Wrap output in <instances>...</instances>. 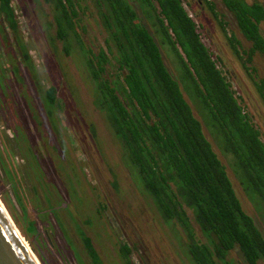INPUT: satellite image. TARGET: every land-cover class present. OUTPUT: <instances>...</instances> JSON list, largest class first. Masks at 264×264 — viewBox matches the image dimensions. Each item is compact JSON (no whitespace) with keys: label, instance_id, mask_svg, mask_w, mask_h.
Instances as JSON below:
<instances>
[{"label":"trees","instance_id":"1","mask_svg":"<svg viewBox=\"0 0 264 264\" xmlns=\"http://www.w3.org/2000/svg\"><path fill=\"white\" fill-rule=\"evenodd\" d=\"M203 1L218 27H222L214 3ZM34 2L49 11L51 21L43 19L45 52L61 74L62 86L72 91L76 102L77 87L67 59L79 63L91 103L116 145V164L133 182L131 197L136 214L149 209L157 224L182 232L184 240L177 242L188 264H236L231 257L235 252L245 264L264 263V236L236 193L239 187L255 212L264 217V133L235 98L225 73L202 40L197 20L194 15L190 17L183 1ZM220 2L233 16L239 32L229 38L231 49L246 71L252 70L249 77L264 102V82L253 80L256 75L252 66L254 56L264 59L260 28L264 5L246 0ZM88 23L102 36V44L89 41ZM30 48L22 35L14 1L0 0V114L7 117L10 113L14 118L2 120L9 125L7 138H12L22 151L23 156L17 159L35 173L30 179L24 167L11 160L12 168L6 169V174L24 217L23 199L32 202L37 217L52 220L48 234H42L36 219L23 226L10 211L11 216L41 264H64L70 259L77 264H104L87 230L106 227L102 213L106 206L94 205L87 197L86 184L76 185L72 180L78 170L77 159L72 157L70 161L67 155L68 138L59 119L64 112L63 99L55 86H44ZM166 54L174 58L171 69L166 65ZM23 73L30 76L44 115L35 108ZM12 85L19 90H13ZM24 108L34 132L28 131L29 124L22 125ZM43 116L57 138V146L45 136L48 132ZM91 126L89 132L95 136ZM14 129L22 133L19 141L15 140ZM35 135L43 142L42 151L36 147ZM58 147L66 156L68 168L59 162V155H53V170L60 178L62 194L54 200L56 188L48 184L41 153H56ZM214 147L230 160L224 162ZM118 182L113 175V188H119ZM72 195L80 201L73 200ZM39 199H43L42 208L37 205ZM86 207L92 217L79 222L78 214ZM66 222L72 236L81 241L80 252L68 234ZM57 233L63 239L61 244L54 237ZM117 246L121 264H135L134 247L119 241Z\"/></svg>","mask_w":264,"mask_h":264},{"label":"rangeland","instance_id":"2","mask_svg":"<svg viewBox=\"0 0 264 264\" xmlns=\"http://www.w3.org/2000/svg\"><path fill=\"white\" fill-rule=\"evenodd\" d=\"M13 1L15 3V11L18 17V22L21 24L22 35L26 40H28V43H30L31 46L30 57L32 58V61L34 62L38 73L44 82V86H55L58 90V97L63 99L64 112L59 115V119L61 124H63L66 129V137L68 138L67 150L69 151L67 155L70 161L72 160V157L77 159L76 161L78 170L76 177L75 175H72V180H74L76 185H82L83 183L86 184V191L88 193L87 197L94 205L95 203H103L106 206L105 211L102 212L106 227H96L95 229L87 230L88 235L94 239V246L101 257V260L104 264H121L117 253V244L119 241L121 243L127 242L132 248L134 247L132 258L135 264H188L186 258L181 255V250L177 242L178 239L184 240V238L181 237L182 232H174L171 227L166 226L163 223L157 224L155 215L149 209H145L148 211L147 213L142 212V215L139 213L136 214L135 210L137 206L131 197V192L133 191V182H131L128 176H126L127 173L116 164L118 156L116 145L114 144L113 138L111 137V134L106 127L103 118L95 110L91 103L88 85L84 82L83 77L80 75L79 63L76 60H71L68 58L67 66L77 87L76 91L79 98L78 102L73 99L71 94L72 91L62 86L63 78L57 71L56 66L52 65L50 58L45 52L46 34L44 32L43 24L44 20L46 22L51 21L49 11L43 6V4L41 7H38L34 0ZM191 1L193 4H197L196 0ZM210 1L214 3L217 12L220 15L219 17L222 20L223 27H225L227 31L231 32L232 30L233 32V28L235 27L233 16L228 10L224 8L220 0ZM246 2H260L264 5V0H246ZM185 5L186 0L183 1V6ZM44 13L47 15V17H44ZM204 15L205 17L200 23L201 26H199L202 39L204 43L207 44L205 35L208 33L210 36H215L214 30H216L218 25L207 11ZM260 28L262 34L264 35V23L260 25ZM88 30L91 33V36L88 37L89 41L94 44H102V36H100L99 33H97V31H95L93 26L89 23ZM165 58L166 65L171 69L174 64V58L167 56V54L165 55ZM253 66L256 69L258 80L264 81V60H262L261 57L257 55L254 56ZM23 78L28 91L32 93H29V95L34 96V102L36 104L35 108L44 115L45 112L42 104L38 96L34 94V88L30 76L26 73H23ZM249 87L250 88H248L246 91V93L249 95L248 104L250 105V107H248V112L251 114L256 127H258L264 133V102L262 100L259 101L253 99L251 92L253 93L255 88L253 87L252 83ZM11 88L16 92L19 90L16 85H12ZM22 114L23 115L20 117L23 120L22 125L26 127L29 124L28 128H30V130L28 129V131L34 132L33 127H31L32 122L28 118L25 108L22 110ZM195 115L198 117L197 112ZM7 117H9V119H14L10 113ZM7 117H4L3 114H0V129L2 130L0 133V201L21 236L22 234L20 232V227H18L12 218L11 212L14 213L19 223L23 226H26L29 220L36 219L38 221L37 226L40 232L42 234L44 232L48 234L47 230H49V222L52 220V218L49 217L50 219L48 220L42 215L41 217H37L32 202L30 203V200L25 202L23 199V206L26 212V217H24L25 215L22 211V206L18 204L14 195L13 185L7 177L6 169L11 170V160H13L14 165L23 166L22 161L17 159L18 156L19 158L23 156L22 151L19 150L12 138H7L6 131L7 128H9V125L2 121ZM43 118L49 135L48 136L45 134V136L50 140L52 145L57 146V138L50 131L48 126L50 124L48 121H46L45 116H43ZM90 125H92L95 130V136L89 132ZM57 128L60 129V131L62 130V128L59 126V123H57ZM22 129L24 130L23 127ZM14 131L16 137L15 140L19 141L21 138L19 136L22 135V133L18 129H14ZM35 140L38 151H42L40 149V145L43 143L42 140H40L39 137L37 138V135H35ZM214 149L224 162L230 160L229 156L222 155L215 147ZM41 154V163L47 176L48 184L56 188L53 199L59 200L61 194L60 178L53 170V165L55 162L53 155H59L61 159L59 162H62L67 169L68 164L66 156L59 147L58 152L56 153L52 154L50 152H45ZM23 167L25 173H28L29 178L33 179L35 173L33 174L31 169L26 165ZM71 174H75V172L72 170ZM113 175L119 179L118 189L113 188L112 186ZM236 193L243 204V208L248 214L254 217L258 229L264 236V217L258 215L255 212L253 206L239 187H236ZM139 197L140 196L137 195V198ZM72 198L73 200L80 201L79 197L76 195H72ZM42 200H38L37 205H39V208L44 206L42 204ZM49 207L50 205H48V210ZM50 210H52L50 211L52 214H56L55 209L50 208ZM66 211L68 212V210ZM78 215V220L81 222V220H86L87 217H92V212H90L89 207H86L84 211ZM65 225L67 231H69L68 234L70 238L77 246L76 250L80 252L81 241L78 240L74 234V237L72 236L70 232V224L66 222ZM59 228L62 227L59 226ZM61 231L63 232V229ZM59 236L60 235L57 233L54 237L57 242L61 244L63 239ZM64 238L66 237L64 236ZM24 240L26 241V244L29 245L25 238ZM28 247L31 249L30 245ZM231 257H233L234 261L236 260V264H245L238 252L233 253ZM64 262L66 264H77L74 259L65 260ZM54 264L62 263L54 262Z\"/></svg>","mask_w":264,"mask_h":264},{"label":"flooded vegetation","instance_id":"3","mask_svg":"<svg viewBox=\"0 0 264 264\" xmlns=\"http://www.w3.org/2000/svg\"><path fill=\"white\" fill-rule=\"evenodd\" d=\"M196 3L197 4H193L191 0H186V5L184 7L187 11H190V17L193 18L194 15V18L197 20L198 25L201 26L200 23L205 17V12L207 11L210 15L211 13L203 0H196ZM222 27H216V30H214L215 36H210V34L207 33V35H205L207 44H205L212 52L213 58L219 63V69H221L223 73H225L227 80L229 81L233 88V91L235 92V98H237L238 102L241 103L242 106H244L248 111V107H250V105L248 104L249 95L246 93V91L248 90V88H250L249 86H251V83L255 88L254 82L249 77V73H251L252 70L250 69L249 71H246L245 67L243 66V61L238 59V57L234 55L233 50L231 49L229 38L231 39L232 34H239L236 25L233 28V32L232 30L231 32L227 31L226 28L225 30H223ZM238 39H240V37H238ZM242 44H244V42ZM261 59L264 60L263 58ZM254 74L256 75V69ZM253 78V80H257V82H259L257 75ZM261 81L264 82L263 80ZM254 92H251L252 98L260 101L261 99L256 88L254 89Z\"/></svg>","mask_w":264,"mask_h":264},{"label":"water","instance_id":"4","mask_svg":"<svg viewBox=\"0 0 264 264\" xmlns=\"http://www.w3.org/2000/svg\"><path fill=\"white\" fill-rule=\"evenodd\" d=\"M27 246L0 201V264H37Z\"/></svg>","mask_w":264,"mask_h":264},{"label":"bare ground","instance_id":"5","mask_svg":"<svg viewBox=\"0 0 264 264\" xmlns=\"http://www.w3.org/2000/svg\"><path fill=\"white\" fill-rule=\"evenodd\" d=\"M3 205V204H2ZM27 245V244H26ZM28 247V246H27ZM29 248V247H28ZM30 249V248H29ZM30 252L32 253V256L34 257V260L36 261L37 264H40L38 262V258L36 257V255L32 252V250L30 249Z\"/></svg>","mask_w":264,"mask_h":264}]
</instances>
